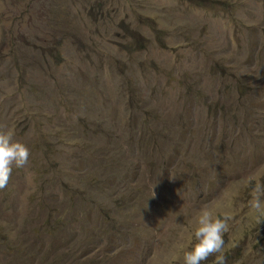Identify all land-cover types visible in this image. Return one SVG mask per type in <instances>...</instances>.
I'll return each instance as SVG.
<instances>
[{
	"label": "rangeland",
	"instance_id": "374dc122",
	"mask_svg": "<svg viewBox=\"0 0 264 264\" xmlns=\"http://www.w3.org/2000/svg\"><path fill=\"white\" fill-rule=\"evenodd\" d=\"M0 264H264V0H0Z\"/></svg>",
	"mask_w": 264,
	"mask_h": 264
}]
</instances>
